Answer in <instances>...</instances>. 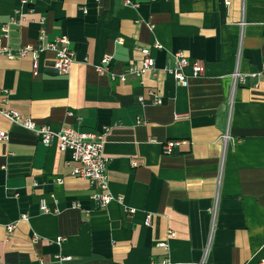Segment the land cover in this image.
<instances>
[{"label":"crops","instance_id":"0c3cea01","mask_svg":"<svg viewBox=\"0 0 264 264\" xmlns=\"http://www.w3.org/2000/svg\"><path fill=\"white\" fill-rule=\"evenodd\" d=\"M61 36L68 73L52 49L36 75L31 56L0 54V108L54 131L109 129L115 199L101 206L70 151L0 112V264H264V74L250 75L264 65V0H0V47ZM143 49L156 75L121 81ZM178 51L205 64L187 87L165 70Z\"/></svg>","mask_w":264,"mask_h":264},{"label":"built area","instance_id":"2783aa9c","mask_svg":"<svg viewBox=\"0 0 264 264\" xmlns=\"http://www.w3.org/2000/svg\"><path fill=\"white\" fill-rule=\"evenodd\" d=\"M158 47V46H157ZM45 49H52L55 51V68L59 73H68L72 63L75 60V53L70 48L69 40L66 36L59 37L56 41L51 43H45L40 48L32 46H25L10 50L7 47H0V54L5 55L9 59L20 58L24 56H31L32 58V71L33 74L39 72V57L40 53ZM143 59L140 64H133L126 70L125 74L120 75V80L125 81L128 75L141 77L146 71H151L153 75H156L155 71V59L152 58L146 49L142 50ZM174 64L171 67H167L165 70L170 73L175 81L184 87L189 84L190 77H200L204 74L205 64L202 59H193L190 61L187 56L182 52H175L173 54ZM111 57L106 55L102 59V63L96 66V69L103 73L107 70V65L110 62ZM191 68V75H187L185 68ZM258 74H264V65L261 69L250 75L255 77ZM246 75L235 71L232 74L234 91L239 82H244ZM141 99V98H140ZM153 103L160 104L162 99L157 94H154ZM0 112L10 121L18 122L23 127L33 130L40 135L43 143L49 145L54 139L58 140L59 149L61 151H70L71 158L68 160V164L72 167V175L79 176L88 180L91 186H95L98 192L93 195V198L101 204L106 206L112 200L115 199L108 189V182L106 176V164L107 157L104 154L105 136L109 129L105 128L101 132H84L77 131L70 127H64L58 131L52 130L48 125L37 126L31 118H24L19 112L10 110L8 108H0ZM182 117L177 115V118ZM8 137L5 131H0V141L6 140ZM230 135L228 132L222 135L223 143L226 144ZM179 142L175 140H168L164 144V152L171 153L175 145ZM121 200V198H118ZM42 208L46 210L45 205ZM149 221V217L147 222ZM14 225H10L8 230L11 231ZM172 234V232H170ZM160 246L167 247V243L160 242ZM67 260L70 257H63ZM160 264H180L172 263L169 259L163 260ZM197 264H207L203 259Z\"/></svg>","mask_w":264,"mask_h":264}]
</instances>
